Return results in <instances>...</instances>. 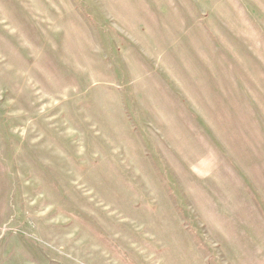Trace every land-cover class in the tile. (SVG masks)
Returning <instances> with one entry per match:
<instances>
[{
  "label": "rangeland",
  "instance_id": "1",
  "mask_svg": "<svg viewBox=\"0 0 264 264\" xmlns=\"http://www.w3.org/2000/svg\"><path fill=\"white\" fill-rule=\"evenodd\" d=\"M189 1L0 0V264H264V0ZM170 3L201 106L132 42Z\"/></svg>",
  "mask_w": 264,
  "mask_h": 264
},
{
  "label": "crops",
  "instance_id": "2",
  "mask_svg": "<svg viewBox=\"0 0 264 264\" xmlns=\"http://www.w3.org/2000/svg\"><path fill=\"white\" fill-rule=\"evenodd\" d=\"M151 1V0H147ZM162 2L168 3L169 0H161ZM179 1V0H178ZM175 2V0H171V3ZM187 2H190L187 0ZM169 9L163 8H155L154 12L150 11L147 13V16L153 15L156 20L155 21H149V24L142 19V21H138V24L141 25V27H133L128 25V27H132L135 31L137 32H142L146 33V31L154 32L159 38V41H154V37L147 35H138V34H133V44L141 47L143 51L146 52V54L150 57H155L157 60V63L162 65H165L166 68L168 67L170 75L167 78L172 81H177L178 86L177 88H181L182 91L186 90V97H189L188 99V104L191 105H197L201 106L204 104V99L201 100V102H197L192 95L193 89H197L199 87V83L201 80V75L198 74L199 68H196V66H199L201 64H204V60L208 57L211 59L212 57L210 56H205L201 55L202 52L196 49V46L200 42V37L202 39H205V28L202 25L203 24V19L200 20V17L204 18V15L200 13L198 10L193 9L191 10V5L190 3H185L186 8H184L181 4L178 3H173ZM138 4V0H136V3L133 5V10H134V15L139 16L140 11H138L135 7V5ZM196 10V11H194ZM145 10L142 12L144 14ZM128 13V12H127ZM127 13H122L119 14L121 17L122 15H125ZM168 25H173V28L171 29L168 27ZM144 27V28H142ZM202 27V28H201ZM128 31H131L127 29ZM132 32V31H131ZM168 39L171 41V45L166 47L164 44V40ZM196 42V43H195ZM155 44L157 47V50H151V45ZM161 46H164L168 49L169 51V56H168V61L166 62L165 59L162 57L163 52H160ZM220 49V46L218 47ZM182 50V51H181ZM198 52V54H197ZM173 58V59H171ZM173 60L172 62L170 61ZM220 60V57L217 56V58ZM183 65V66H182ZM192 65V67L190 66ZM182 66V69H181ZM181 70V71H180ZM166 71V69H165ZM164 71V72H165ZM216 75H213V78H208V81L212 82L211 80L215 81L216 80ZM171 81V82H172ZM157 86V85H156ZM176 87L174 89H176ZM214 87V86H213ZM158 88V87H157ZM164 94L169 95V92H166L163 90ZM171 96H174V93H170ZM190 95V96H189ZM195 111H206V109L197 108ZM171 135L179 140V137H176L174 132H171ZM255 142L251 143H258L264 145V142L261 140H254ZM250 143V144H251ZM183 146H185L186 143H182ZM181 151H186V148H182ZM190 155V154H189ZM237 161L240 162L236 166L243 167L245 166V162L247 161V158L244 155H239L237 157ZM249 161H253V158L250 157ZM251 169L250 167H248ZM232 170V176L237 177L239 175V172ZM244 171L245 175L250 176V170H242ZM243 175V174H241ZM238 183V182H236ZM246 186L239 184V190L242 191L245 189ZM247 189V188H246Z\"/></svg>",
  "mask_w": 264,
  "mask_h": 264
}]
</instances>
